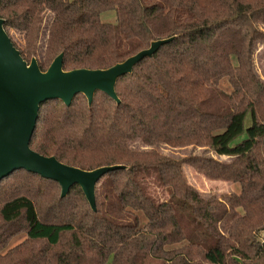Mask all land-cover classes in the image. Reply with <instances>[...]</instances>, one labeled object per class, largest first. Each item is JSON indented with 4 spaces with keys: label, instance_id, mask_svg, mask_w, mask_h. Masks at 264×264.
I'll return each mask as SVG.
<instances>
[{
    "label": "trees",
    "instance_id": "16d2710c",
    "mask_svg": "<svg viewBox=\"0 0 264 264\" xmlns=\"http://www.w3.org/2000/svg\"><path fill=\"white\" fill-rule=\"evenodd\" d=\"M1 18L42 72L59 54L66 72L108 69L174 39L117 80L119 104L40 106L33 152L126 168L97 182L95 212L77 185L60 198L25 170L0 181V264H264V0H0ZM184 166L232 192L199 194Z\"/></svg>",
    "mask_w": 264,
    "mask_h": 264
},
{
    "label": "water",
    "instance_id": "95a60500",
    "mask_svg": "<svg viewBox=\"0 0 264 264\" xmlns=\"http://www.w3.org/2000/svg\"><path fill=\"white\" fill-rule=\"evenodd\" d=\"M0 19V181L15 171L25 170L60 185V198H65L72 186L80 187L92 211H96L95 188L107 173L125 169V166H103L83 171L66 166L55 157H45L33 152L29 145L36 128L40 106L58 100L66 107L81 95L88 105L102 92L113 102L120 101L115 84L121 77L131 75L133 67L152 57L168 38L152 41L146 50L108 69H76L63 71V54H59L42 72L34 57L27 63L20 55Z\"/></svg>",
    "mask_w": 264,
    "mask_h": 264
},
{
    "label": "rangeland",
    "instance_id": "374dc122",
    "mask_svg": "<svg viewBox=\"0 0 264 264\" xmlns=\"http://www.w3.org/2000/svg\"><path fill=\"white\" fill-rule=\"evenodd\" d=\"M102 19L105 21H109L110 23H114V13H105L102 16ZM9 36L11 40L17 45L22 46L23 40H21V36L18 33H15L12 30H9ZM258 51L254 56V65L256 73L259 78L264 81V49L262 46H259ZM162 152L164 154H169L175 157H182L188 154L198 155L201 151L193 149V148H182V149H172V148H162ZM220 160H226V158L222 157ZM183 172L188 184L192 186L196 191L205 196V197H218L222 198L225 195H228L232 192V185L229 183L219 181V180H210L205 178L203 175L196 173V171L190 166H184ZM156 193H159L157 189H155ZM14 243H17L15 241Z\"/></svg>",
    "mask_w": 264,
    "mask_h": 264
}]
</instances>
